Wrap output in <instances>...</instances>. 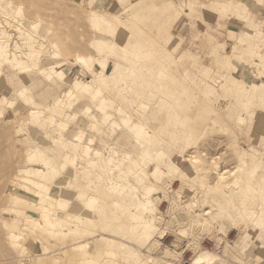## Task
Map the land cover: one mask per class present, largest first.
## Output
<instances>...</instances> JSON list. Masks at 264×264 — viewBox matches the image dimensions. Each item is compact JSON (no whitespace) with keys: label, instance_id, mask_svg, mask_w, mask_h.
<instances>
[{"label":"rangeland","instance_id":"rangeland-1","mask_svg":"<svg viewBox=\"0 0 264 264\" xmlns=\"http://www.w3.org/2000/svg\"><path fill=\"white\" fill-rule=\"evenodd\" d=\"M25 1L0 0V264H264V0ZM78 56L118 78L89 84ZM133 119L155 131L148 230L130 217L142 196L129 206L110 186L149 181L117 139ZM188 153L203 183L205 170L175 173Z\"/></svg>","mask_w":264,"mask_h":264},{"label":"bare ground","instance_id":"bare-ground-1","mask_svg":"<svg viewBox=\"0 0 264 264\" xmlns=\"http://www.w3.org/2000/svg\"><path fill=\"white\" fill-rule=\"evenodd\" d=\"M9 1H11V0H9ZM19 1V0H18ZM24 1L25 0H22V2L24 3ZM33 1H35V0H32V2ZM39 1V0H38ZM41 1H43V0H41ZM41 1H39V3H41V4H45V2L47 1H44L43 3L41 2ZM58 1V0H57ZM67 1V0H66ZM81 1V0H80ZM13 2H14V0H13ZM22 2H20V4L22 3ZM28 2V1H27ZM26 1H25V3H27ZM32 2H30L29 1V3H31V4H33ZM16 3V2H15ZM36 3H38V2H35V5H33L34 6V9L32 8V7H30L29 5H25L26 7L27 6H29V8L28 9H31L32 8V10H34L33 11V13H37L36 12V9H35V6H39L38 4H36ZM57 3V2H56ZM40 4V5H41ZM43 4V6H45ZM48 4H50V2H48ZM76 4V3H75ZM19 6V5H18ZM43 6L41 7V6H39V7H41V8H43ZM60 6V5H59ZM25 7V8H26ZM46 7H48V5L46 6ZM45 8V7H44ZM44 8H43V10H44ZM46 9V8H45ZM39 10H40V8H39ZM4 11V10H3ZM6 11V10H5ZM30 11V10H29ZM28 11V12H29ZM46 11V10H45ZM38 13H41L42 14V12H39L38 11ZM56 13V12H55ZM28 15L30 14V13H27ZM54 14V13H53ZM40 15V14H39ZM138 15V14H137ZM136 15V16H137ZM34 16V15H33ZM36 16H38V14L36 15ZM35 16V17H36ZM41 16H43L44 17V15H41ZM102 16L103 15H100L99 13H94V14H92V16H91V21H92V23H93V26H95V27H99V26H101V25H103V24H105V22L104 21H96V22H94V20H96V19H99V18H102ZM92 17H94V18H92ZM31 18H33V17H31ZM40 18V17H39ZM45 18V17H44ZM51 18V17H50ZM118 18H120V16H118ZM118 18H116V20H118V21H121L120 19H118ZM27 19H28V17H27ZM26 19V20H27ZM34 19V21H35V18H33ZM37 19V18H36ZM41 19V18H40ZM123 19V18H122ZM25 20V21H26ZM24 21V22H25ZM27 21H32V20H27ZM123 21V20H122ZM22 24V23H21ZM40 23H38V21H35V22H33L32 21V23L30 22V24H29V29H31V30H34V29H36V27H37V25H39ZM115 32H118V30L117 29H109V31H106V33H108V34H110L109 36L110 37H112L113 39H114V37L113 36H115L116 35V33ZM96 33V35L98 34L97 32H95ZM119 34H120V37H122V36H125V35H128L129 34V32H127V33H124V31H122V32H120L119 31ZM51 37H53V36H51ZM129 37V36H128ZM47 38V37H46ZM52 39V38H51ZM50 39V40H51ZM53 41V40H52ZM127 41V40H126ZM55 42V41H54ZM61 42V41H60ZM101 42H102V44L104 45H106V44H108L109 43V41L108 40H106L105 38H104V36H102L101 37ZM43 43V42H42ZM47 43V42H46ZM48 43H50L51 44V42H49L48 41ZM59 43V42H58ZM92 45L94 44L93 42L91 43ZM42 45V44H41ZM48 45V44H47ZM52 45V44H51ZM50 45V47H52ZM54 45H56V43L54 44ZM58 45V44H57ZM112 45V44H111ZM64 46H66V45H64ZM49 47V46H48ZM67 47V46H66ZM1 48H2V45H0V50H1ZM64 48V47H63ZM68 48V47H67ZM67 48H65V49H67ZM61 50H63V49H61ZM65 51V50H64ZM66 51H68V50H66ZM127 51V50H126ZM127 52H129V51H127ZM66 53H69V52H66ZM3 54V53H2ZM114 56H110L109 58H107V59H105V63H107L108 62V60L110 59V58H113ZM78 59H80V60H82V61H84V64L87 66V68L89 69V71L91 72V74L93 75V79H91L88 83L89 84H91V83H93L94 84V81H96V80H98L99 82H102V81H106V82H108V80L112 77V80H116L118 77H117V75H116V73H112L111 74V76L110 75H107L106 74V72L102 75V76H100V75H97V73L94 71V69L92 68V63L91 64H89V60L86 58V57H81V56H78L77 57ZM16 62H18V61H16ZM18 64L20 65V64H22L20 61L18 62ZM3 66H1V64H0V73L2 72V70H3V68H2ZM26 69V68H25ZM28 69V68H27ZM150 71V70H149ZM152 72V71H151ZM136 75H138V73L136 74ZM154 75V73H152V76ZM158 75V74H157ZM110 76V77H109ZM127 77L128 78H130V77H135V71H134V73H132L131 71L128 73V75H127ZM159 77L161 78V88L163 89V88H165L166 86H168L169 87V82H165V80H163V78H166V77H164V76H161V75H159ZM116 78V79H115ZM132 78V79H133ZM152 78H154V77H152ZM0 81H1V79H0ZM148 81V80H147ZM153 81V80H152ZM168 81V80H167ZM104 83V82H103ZM149 84V83H148ZM154 84V83H153ZM150 85V84H149ZM157 85V84H156ZM104 86H106V85H104ZM147 86V85H146ZM151 86H152V84H151ZM122 87H124V86H122ZM149 87V86H148ZM159 87V88H160ZM131 88V87H130ZM130 88H126L125 87V91L127 92V95L130 93ZM135 89V88H134ZM138 89H135V91H137ZM101 92H102V90L100 89L99 91H98V93H100L101 94ZM18 93H19V91H18ZM100 94H98V96H100V99H101V101H102V103H103V106H104V108L107 106V103H108V98H106L105 96H103V97H101V95ZM149 94L151 95L150 96V100H152L154 103H158L159 102V99H157L156 98V95L154 94V92L153 91H150L149 92ZM19 95V94H18ZM20 95H24L21 91H20ZM19 95V96H20ZM126 96V95H125ZM125 96H122L121 98L123 99V100H127V97H125ZM23 98H24V96H23ZM173 98V97H172ZM22 99V98H21ZM155 99H157V100H155ZM168 100H169V98H168ZM163 101L165 102V104H166V110L168 111V112H170L168 109H169V106L167 105L168 103H166V99L164 98L163 99ZM128 102V101H127ZM169 102V101H168ZM174 102V100L172 101V103ZM124 103V102H123ZM130 103V102H129ZM136 103V102H135ZM135 103H131L132 105H134ZM175 103H178V101H176L175 100ZM136 106V105H135ZM171 110H174V105H172L171 104ZM139 109H140V111H144V113H147V105L146 104H142V105H140L139 106ZM164 110V109H163ZM153 112H155V111H153ZM120 113H122V111L120 112ZM152 113V112H151ZM162 114V113H161ZM148 115H150V114H148ZM158 116H160V114L158 115ZM166 116V115H165ZM164 116V118H166ZM163 117V116H162ZM104 119H106V118H104ZM150 119H151V116H150ZM153 119H156V117L155 118H153ZM130 121H132V122H134L133 124H130L129 125V122ZM161 121V120H160ZM165 122H166V119L164 120ZM153 122H155L156 123V121H153ZM158 125H160L159 124V122L157 123ZM124 125H125V128H126V130L125 129H123L124 131L121 133V134H117L118 136H117V139H120L121 137L122 138H124V137H126L127 139H129V140H127L128 142L131 140L132 141V145L130 146V151H126V155H127V157H128V154L130 155V158H131V160H130V165H132V168L134 169V171H135V175H142V174H148V178H149V181H148V179H147V177H145V179H144V181L142 182H139L140 183V185L142 186V187H140V185L139 184H137L136 186H134V187H131V186H125V185H123V187L122 186H119V185H117V183H116V179L117 178H115V177H109L110 179H111V182H110V186L112 187V189H115L117 192H123L125 189L124 188H127V190H128V192H129V198L131 199L130 201H129V203H128V205L129 206H133L134 205V200H133V198L135 199V197L136 196H142V199H143V201L138 197V200L136 201V210H131V212H130V217H131V220H134L133 222L135 223V225H138V226H140L141 228H143L144 227V230H148L151 226H153V225H155L154 224V217H150L149 215H147V213H148V208H144L143 209V212L141 213V209H142V206H144V207H146V205H148V206H150L151 205V203H150V201H151V197H152V190H153V182H152V174H154V175H156L155 173L158 171V167H157V165L156 166H154V162H155V160L154 159H152V157H153V155H155V154H152V152H154L155 151V143H154V138H155V131L153 132L148 126H147V124L145 123V122H143V121H138V122H136L135 123V121H134V119L133 120H124ZM162 126V125H161ZM118 127H121V125H118ZM163 127V126H162ZM154 128V127H153ZM158 128V127H157ZM153 129V130H159V128H161V127H159L158 129ZM21 129V128H20ZM162 129V128H161ZM19 130V129H18ZM17 130V131H18ZM116 130V129H115ZM16 131V132H17ZM20 131H22V130H20ZM117 131V130H116ZM157 132V131H156ZM14 133V132H13ZM13 133H8V135H11V134H13ZM18 133H19V131H18ZM157 133H159V135H160V132H157ZM18 135V134H17ZM13 135H11L10 137H12ZM133 138H135V141H134V139ZM159 138V137H158ZM113 139V138H112ZM161 139V138H160ZM22 140L23 139H17L16 141H18V142H22ZM157 140V139H156ZM163 141V140H162ZM172 141H173V139H172ZM158 142V141H157ZM20 144V143H19ZM158 144H160V143H158ZM118 145V144H117ZM185 145V144H184ZM183 145V146H184ZM8 146H10V145H8ZM86 146H88V144L86 145ZM160 146V145H159ZM165 146V145H164ZM213 146V145H212ZM122 147V146H121ZM181 147V146H180ZM11 148H12V146H11ZM187 148H188V146H187ZM8 149H10V148H8ZM1 150H2V147H1ZM188 150V149H187ZM4 151V150H3ZM9 151V150H8ZM7 151V152H8ZM109 151V150H108ZM158 152V151H157ZM189 152H191V151H189ZM189 154V153H188ZM117 155V154H116ZM211 155V154H210ZM179 156V161H181V163H182V166H180L181 168H176L175 167V173L177 174L178 173V176H180L181 175V173H183V172H193L194 171V169L193 168H195V169H197V171H198V169H200V172L202 171L203 172V170H205V169H201V165H198L199 166V168H198V166H197V168L196 167H194V166H196V160L197 159H199V157L197 158L196 156H194L193 154H189V155H187V156H182V155H178ZM112 157L113 156H111L110 157V159H108V162H111L113 159H112ZM134 157V158H133ZM211 157V156H210ZM107 161V160H106ZM199 161V160H198ZM189 163V165L188 166H186V163ZM197 163H199V162H197ZM202 163V162H201ZM200 163V164H201ZM195 164V165H194ZM15 165V164H14ZM105 168H106V166H105ZM104 168V169H105ZM207 168V167H206ZM103 169V170H104ZM213 170H215V171H217V174H218V176H219V179H222L224 176H223V174H221V171H219V170H217L216 168H212ZM134 171H131V172H134ZM110 172H112V171H110ZM114 173V172H113ZM122 174H123V172H121ZM149 173H151V174H149ZM30 174V171H27L26 172V175L25 176H21L20 177V174L17 176V178L19 179V181L21 182V184L22 185H25L27 182L25 181L24 183H23V181L21 180L22 178H25V180H27V175H29ZM109 174V173H108ZM121 174V175H122ZM198 174V173H197ZM124 175V174H123ZM208 175H209V172L207 171L206 172V170H205V173H201V175L199 176V178H198V180H199V182L201 181V183H203L204 181H206V178L208 177ZM117 176V175H116ZM128 178H129V175H126ZM126 176H122V179H125L126 178ZM178 176L176 175V176H174V178H171V180L172 179H174V181H177L178 182ZM10 178V177H9ZM8 178V179H9ZM151 178V179H150ZM12 179V178H11ZM119 179H121V178H119ZM126 180V179H125ZM8 181V180H7ZM11 181V180H10ZM173 181V180H172ZM220 182H222V180H219ZM2 182V181H1ZM0 182V183H1ZM8 184V183H7ZM1 185V184H0ZM208 185V184H207ZM211 185V184H210ZM17 186V185H16ZM204 186H202L201 185V188H203ZM140 188V189H139ZM204 188H206V187H204ZM133 189H137L138 190V194H136L134 191H133ZM2 192V191H1ZM25 192L27 193V194H31V195H35L36 194V192L34 191V190H25ZM200 193V192H199ZM204 193V192H203ZM208 193H214V192H208ZM207 192H206V194H205V196L204 197H207V194H208ZM47 194H48V192H47ZM201 194V193H200ZM69 195V194H68ZM70 196V195H69ZM209 196V195H208ZM210 197H212V196H210ZM255 197H257V196H255ZM128 198V199H129ZM201 198H203V197H201ZM259 199H260V197H259ZM213 200H215V198H213ZM2 201V200H1ZM3 201H5V202H7L6 200H3ZM125 201V200H124ZM155 201V200H154ZM210 201V200H209ZM4 202V203H5ZM74 202V201H73ZM191 202V201H190ZM91 204H93L94 205V203H95V200L93 199V200H91V202H90ZM261 203V202H260ZM75 204V203H74ZM74 204H72V206H74ZM213 204V203H212ZM217 206V205H216ZM213 207V205L212 206H210V207H208L207 209H205L204 211H203V214L204 215H206V214H208L209 212H211V208ZM1 209V208H0ZM2 209H4V207L2 208ZM215 209V208H214ZM248 210V209H247ZM201 211V210H200ZM46 212L47 213H50V211L49 210H46ZM0 213H1V211H0ZM203 215V216H204ZM90 217V214H87L84 218H89ZM146 217H150V220H146ZM155 219H156V217H155ZM196 221V220H195ZM7 235V234H6ZM1 237V236H0ZM8 237V236H7ZM2 238V237H1ZM0 238V243H1V245L4 243V240H5V238H4V236H3V239H1ZM3 246V245H2ZM1 246V247H2ZM5 246V245H4ZM3 246V247H4ZM3 249V248H2ZM2 255V254H1ZM0 255V256H1ZM2 257V256H1ZM4 257V256H3ZM2 259H4V258H2ZM1 259V260H2ZM1 260H0V263H2L1 262ZM201 260H202V258L199 256V257H197L194 261H193V264H199V262H201ZM4 261V260H3Z\"/></svg>","mask_w":264,"mask_h":264},{"label":"crops","instance_id":"crops-1","mask_svg":"<svg viewBox=\"0 0 264 264\" xmlns=\"http://www.w3.org/2000/svg\"><path fill=\"white\" fill-rule=\"evenodd\" d=\"M246 2H248V0H246ZM257 5H258V4H257ZM258 6H259L260 8L255 9V10H257L259 16L264 15V6L262 7V6H260V4H259ZM250 9H251V7H250Z\"/></svg>","mask_w":264,"mask_h":264}]
</instances>
